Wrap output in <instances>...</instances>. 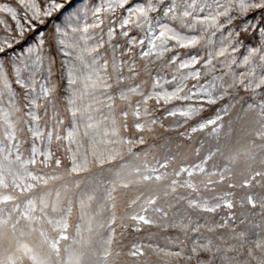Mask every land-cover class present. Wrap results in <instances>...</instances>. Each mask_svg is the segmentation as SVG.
Returning <instances> with one entry per match:
<instances>
[{"label": "snow or ice", "instance_id": "1", "mask_svg": "<svg viewBox=\"0 0 264 264\" xmlns=\"http://www.w3.org/2000/svg\"><path fill=\"white\" fill-rule=\"evenodd\" d=\"M0 14V264H264V0H0ZM159 129L214 143L185 160L158 151ZM143 226L177 235L124 243Z\"/></svg>", "mask_w": 264, "mask_h": 264}, {"label": "rangeland", "instance_id": "2", "mask_svg": "<svg viewBox=\"0 0 264 264\" xmlns=\"http://www.w3.org/2000/svg\"><path fill=\"white\" fill-rule=\"evenodd\" d=\"M9 2H10V0H9ZM76 6L79 7V3H77ZM0 15H2V14H0ZM257 19H259V17H257ZM9 22H11V21H9ZM253 42H255V41H253ZM239 107L240 106L238 104L236 106V109L233 110V113H232L233 121H235V117H236V114H237V112L239 110ZM202 115H204L205 117H208V116L212 115V112L211 111L205 112ZM233 127L235 129H239L240 128V123L239 122H234ZM193 136H194V139L192 141H188V140H185V139H182V138L178 137V134L175 131H167V132H165L163 129H159L158 130V138L156 140L152 141V143L156 144L157 149H158L159 152H164L167 148L170 147L173 152L180 151L182 153V158L183 159L192 160V159L195 158L193 156V153H192V147L197 146L196 145V139H204L206 141L205 147H208L212 143H214V141H212L211 137H208L206 135V133H197V134H193ZM236 138H237V133L234 132L233 136L228 141V147L232 148L233 150L241 149L243 147V141L239 145H237L235 143ZM221 143H224V141L222 140ZM177 145H180L179 149H177V147H176ZM99 173H100V170L94 168L91 173L82 174L81 179L90 180V181L94 180V179H98L99 178ZM104 175H107V173H104ZM242 194H243L242 190L238 189L237 190V200L239 199V196L242 195ZM227 211H228L227 209H223V210L219 211L216 214H212V213H193V217H194V219L196 217H199L201 224L204 223L205 219H207L209 221V224H211L212 222H219L220 221V217L224 216L227 213ZM232 211L237 216L236 224L239 227H246V226L249 227V228L251 227L250 224H247V225H240L239 224V217L241 216L242 213H248V211H249L248 208H240L239 206H237ZM250 219H251V217H250ZM256 222L257 223L260 222L258 218H256ZM202 231H204V234L206 236L213 235L211 233H208L204 229H202ZM217 232L223 233L225 236L228 235V229H217ZM150 235H152V239H153L154 242H158L161 245H163V244H165L164 237H166V236H173L174 237L175 235H177V233L173 229H169L167 232H165V231H163L160 228L143 226V229H142L141 232L129 231V232L125 233L124 243L127 244V245H130L132 242H135L138 238L142 242L147 243L148 242V237ZM181 239H183L182 235H181ZM217 242L219 243V241H217ZM144 259L150 261V264H164V259H168V258H161V257H158V256H156L154 254H149ZM126 262H127V258H121V264H126ZM173 264H176V262L173 261ZM179 264H184V262L181 261V262H179Z\"/></svg>", "mask_w": 264, "mask_h": 264}]
</instances>
